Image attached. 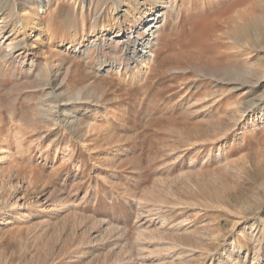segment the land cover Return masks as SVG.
Returning <instances> with one entry per match:
<instances>
[{
	"label": "rangeland",
	"instance_id": "rangeland-1",
	"mask_svg": "<svg viewBox=\"0 0 264 264\" xmlns=\"http://www.w3.org/2000/svg\"><path fill=\"white\" fill-rule=\"evenodd\" d=\"M0 264H264V0H0Z\"/></svg>",
	"mask_w": 264,
	"mask_h": 264
}]
</instances>
